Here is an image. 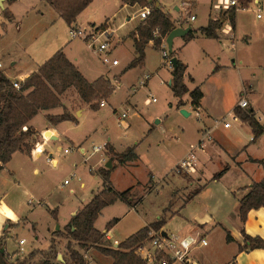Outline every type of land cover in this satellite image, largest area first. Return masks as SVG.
I'll return each instance as SVG.
<instances>
[{"label":"rangeland","instance_id":"obj_1","mask_svg":"<svg viewBox=\"0 0 264 264\" xmlns=\"http://www.w3.org/2000/svg\"><path fill=\"white\" fill-rule=\"evenodd\" d=\"M159 1L176 25L194 28V36L190 40L184 36L176 37L173 51L170 52L168 48V52L187 66L185 81L190 91L199 86L206 91L205 107L210 113L209 122L212 123L224 115L228 119L232 117L229 112L234 111L233 107L237 105L240 98L239 91L244 85L246 87L240 95L246 93L249 98L251 89H255L253 94L255 107L264 121V0H241L242 7L237 17L236 33L229 21L223 27L227 34L224 33L225 36L222 39L209 38L199 30L201 26L207 25L209 14L212 17L219 12V17L223 14V11L217 12L214 8L211 9L209 0H196L188 6L183 3L187 0ZM44 3L46 2L41 0H17L13 6H8V10L16 16L15 24L9 21L10 19L0 7V52L5 55L4 61L10 63L11 56L21 57L24 60L27 54L38 59L54 46L60 45V49L63 48V51L77 63L87 79L94 80L103 74H108L113 80L115 75L120 74V80L116 88L115 83L108 80L113 85L114 91L108 97L106 107L92 109L86 105L80 123L70 125L73 130L71 134L75 140L83 142L82 145L86 149L84 154L77 148L78 144L73 145L68 139L61 138L60 141L53 142L48 147L46 144L45 152L39 160L32 159L30 156L23 158L20 155L13 158L9 164L16 170H19L21 166L25 168L22 165L23 162L28 164L20 173V185L19 180L15 181L14 174L9 172L11 170L9 164L8 171L1 174L0 196L10 198L18 206L19 214L25 216L18 221V224H10V227L14 228L9 232L11 235L7 242L10 253L7 252L11 259H14L12 253L19 250L17 241L21 237L27 240L23 245L25 251H21L24 252L22 258H25L31 250L47 248L48 227L53 223L55 226L65 225L71 217L72 208L83 206L92 199L99 188L102 187L99 193L103 190L105 186L102 184L98 171L100 168H106L104 164L108 163L109 157L106 147L97 152L93 150V145L110 142L119 150L136 146V151L141 157L140 165L134 168L133 173L116 166L112 171L111 179L115 188L120 191L132 186L136 180L142 181L141 185L136 183L135 187H131V196L137 200L152 188L154 181H163L169 172V177L172 179L176 174L183 175L187 180L191 179L192 172H178L175 165L190 150L191 145L185 146L187 140L184 133L192 131L201 121L203 122V117L198 114L201 112L192 108L190 93L183 97V106H187L184 109L190 115L186 116L182 109L178 108V97L174 96L171 86L173 69L164 63L161 49L149 43L146 47L145 63L130 66V62L136 56L130 33L140 20L138 12L144 6L143 3H139L140 7H137L126 3L125 0H92L78 17L81 27H75L82 29L89 26L84 28L87 35V30L91 32L87 36L88 40L83 37L71 38L70 27L65 20L56 15L52 6ZM181 4L183 9L180 7ZM176 6L179 9H175ZM190 13L196 14L195 20L190 21L187 18ZM258 13L261 14L260 17ZM101 26L102 28H97ZM102 33L109 37L112 45L110 50L100 53L98 50L100 40L96 42V47L92 40L97 36L103 42V38L99 36ZM105 54L110 59L109 63L102 60ZM113 59H118L119 64L113 65ZM21 63L11 72L12 77L20 74L18 70L21 68ZM217 64L223 65V68L213 73ZM147 75H150L148 79ZM190 76L195 78V83L189 79ZM153 97L156 101H152ZM65 98L74 110L81 107L79 104L81 101L75 90H71ZM128 98L137 105V109H133L126 103ZM101 101L102 99H97L95 103L99 105ZM125 109H129V116L123 118L120 124L119 118ZM157 120L160 121L156 123ZM220 120L223 121V117ZM41 121L43 116L39 114L35 117V123L38 124ZM239 121L241 119L237 117L233 120V124ZM232 132L233 129L218 130L219 140L223 144L217 146L219 151L210 162L207 173L216 170L218 157L223 154L226 156L227 151L234 146L233 138L249 139L251 134L248 126L240 128L238 135H230ZM47 137L50 136L47 135ZM37 143L33 145V149ZM256 143L253 144L251 151L255 156L263 157L264 132ZM64 148H69L70 152L64 153ZM47 150L51 151L54 157L59 158V166H53L46 159ZM109 154L112 157V153L109 152ZM146 163L149 165H145ZM114 165H116L115 162L112 163V167ZM34 168H38L39 172H35ZM152 174L154 181L150 182L149 178L151 179ZM65 180H68V183L65 184ZM82 182L85 186H81ZM171 190V180L163 181L159 192L148 194L137 210H130L126 202L117 200L103 208L102 214L96 220V227L104 230L107 222L120 218L113 227V240L117 238L124 241L144 225L143 220L156 221L157 216L167 205L165 217L168 216L170 212H173L175 202L177 203V200L181 203L185 202L196 188L191 187V190L180 197H169ZM179 191L182 189L176 190L178 193ZM31 196H34L37 202L31 203L29 200ZM171 198L172 200L169 201ZM52 209H57V220L53 218ZM4 211L12 215L9 208L5 207ZM79 211H76V214ZM32 221L36 223V229ZM190 225L187 219L177 216L167 230L175 234L181 230L180 235H190L187 233L192 231ZM57 231L62 234L53 232L49 236L50 241L54 240L59 253L69 255L67 247L71 238L67 235V226ZM36 234L39 239H36ZM207 238L209 246L198 247L192 254H203L209 262L213 263L218 256L219 248L213 252L211 238L210 236ZM75 243L76 241L72 240V246L84 255L89 264H108V259L114 262L112 256L103 253L94 245L82 247Z\"/></svg>","mask_w":264,"mask_h":264},{"label":"crops","instance_id":"obj_2","mask_svg":"<svg viewBox=\"0 0 264 264\" xmlns=\"http://www.w3.org/2000/svg\"><path fill=\"white\" fill-rule=\"evenodd\" d=\"M16 1L17 0H2V2H0V7L3 10L8 9V6L9 7L13 6L16 3ZM43 1L44 0H41V2H43ZM125 2L128 4H131L132 6H137V7L139 6L140 7L139 3L132 4L130 2H127V0H125ZM209 3L211 6V9L214 8L217 12L218 11H223V12L226 11V10L218 9L216 7L217 0H209ZM240 3L242 5L241 0H240ZM44 4H49V3L46 2ZM157 5L162 7L159 0H158ZM176 7H175V9H176ZM239 10H237L235 25L231 24L235 33L237 30L236 24H237V17H238ZM165 11L168 12L167 10H165ZM10 12L12 13V18H10L9 21H11L12 23L15 24L16 16L14 15V13L12 11H10ZM55 13L57 16L62 18L59 15V13L57 12V10H55ZM219 13H218V15L216 14L214 17H212V15L209 14V20L211 18H218ZM141 20L142 19L137 21V23L135 24L132 31H134L136 29L138 23ZM129 21H130V19H129ZM228 22L229 21H226L225 24ZM89 23H95V22H89ZM225 24H224V26H225ZM68 26L70 27V29L73 27L74 28L78 27V26L81 27L80 24L78 23V18L74 24H72V25L68 24ZM88 27L85 26L84 28H88ZM84 28L82 27V29H84ZM87 32H88V35L85 33L86 35H81L79 37H83L84 39L88 40L89 38L87 36H89L90 35L89 33H91V32L88 30H87ZM69 33H70V30H69ZM218 33H219L220 39H222V37L225 36V34H227L223 28L220 29L218 31ZM71 38H73V37H71ZM75 38H77V37H74L73 39H75ZM230 38H231V35H230ZM233 41H232V43L234 44ZM174 42H175V39H174ZM149 43H152L154 46L153 41H150ZM133 46L135 49V54L137 56L134 39H133ZM61 49L63 50V48H61ZM59 50H60V45H56L53 48H51L48 51V53L44 54L43 56H40L38 59H35L33 57V55H31V54H27L25 56L24 60H22L21 57L15 58L14 56H11L10 63H6L4 61L5 55H4V53L0 52V64H1L0 69L4 72V74L12 82L15 80H20L22 78L26 79L33 72L38 71L40 66L45 61L50 59ZM145 52H146V49H145ZM64 53L66 54V52H64ZM66 56L77 66V68L80 71V73L82 74V76L88 82H94L96 79L99 78L98 77L94 80L87 79L84 76V74L82 73V71L80 70L77 63L71 57H69L67 54H66ZM20 63L22 64L20 70H18V72L20 74L18 76L12 77L11 72ZM144 63H145V61H144ZM8 64H10V65H8ZM222 66L223 65L220 66L219 64H217L215 66V69L213 70V73L217 72V71H221V69L223 68ZM102 77H104L107 80H111L112 83H115V88H116V86L120 80V74L118 76L115 75L113 80H112V77H110L108 74H103ZM189 79H191V80L193 79L192 81L195 83V78L193 76H190ZM244 87H246V86L244 85L243 88L240 89L239 97L241 96L240 92L244 89ZM71 90L76 91L77 97L79 96V99L81 101V103H79L81 105V107L77 110H74L73 108H71L70 103L68 101H66V98H65L66 94H68ZM254 91H255V89L252 88L250 93H249V99H250V107L249 108L254 110L256 118L264 126V121L258 115L256 107H255V100L253 98V94L255 93ZM202 92H203L204 96L201 100L200 105L196 107L192 103L191 104H192V108L196 109L198 112H201L198 114L203 117L202 118L203 122L201 121V123H199V125H197L196 128L193 129L192 131H190L188 133H184L186 136V140H187V142L185 143L186 147H188V145H191V146L196 145L198 142L202 141V147L199 150H197V160L198 161H197L196 170H194L192 173H190L191 179H189V180H187L186 177H184L183 175H179V174H176L172 179L169 177L170 172L168 174H166V176L163 178V181L167 182V180H171V183H172L171 195L169 197L183 196V194L185 192H188L189 190H191V187L192 188L195 187L196 192L193 191L191 196H189L191 198H188L183 203H181L180 200H177V203L175 202V208L173 209V212H170L169 215L166 217H165V210H168L167 209L168 205L163 209L161 214H159L157 216L158 219L163 218L165 220V224L160 229H162L164 231H168L167 227L169 225H171L174 218L177 216H182V218L187 219L188 224H191L190 228L192 231L187 232L188 234H192V233L202 234V235L206 236V238L208 236H210L211 241H212V245H211L212 251L215 252L219 248V252H218L217 258H215L213 263H212V261L209 262L207 257L204 256L203 254L193 253V256L196 259L200 260L203 264H264V249L263 248H254V249L245 248L243 250L240 249V245L244 244L243 229L245 230V232L247 234H249L251 236H260V237L264 238V207L252 208L248 212V215H247L245 222L242 221L241 216H240V201H241V199L251 190V188L253 187V184L255 182H259V181L264 179V156L263 157L255 156L254 153L251 151L253 144L255 145V143L259 139V136L262 135L263 133L260 134L259 136L255 137V132L252 129V127L249 125V123H247L243 120L233 124V120H235L238 117V116H236L234 111L229 112L230 116H232L230 119L226 118L224 115V116H221V118H218V120L210 123L209 122L210 113H209V110H207V108L205 107L206 91L202 90ZM108 97H110V96H108ZM108 97L107 98H104V97L99 98V99H105V104L104 105L99 104V108L100 107H106V105L108 104V102H107ZM60 98H61L64 106L50 108V109H41L37 115L41 114L43 116V121L36 124L35 123V117L37 116L36 115L29 122V125L31 127H33L35 129V131L37 132L35 143H37L38 141H39L38 143H41L43 141V133H47V131H50L51 134L56 137V139H51L50 141H48L46 143L47 144L46 147H48L53 142L60 141L61 138H66L73 145L78 144L77 146L81 147V152L82 151L86 152L85 147H83V145H82L83 142H81L80 140L77 142V140H75V138L71 134V132L73 130L71 129L70 125L79 124L80 118L85 113L86 105H87V107L89 106L90 108H92V103H88V102L84 101L80 97V95H79V93L75 87H71V88L67 89L62 95H60ZM177 99L179 102V98H177ZM178 102H177V105H178ZM93 103H95V101ZM126 103L129 104L130 106H132L133 109H137L136 108L137 105L133 104L131 102L130 98L127 99ZM183 104H184V101H183ZM183 104L178 108L184 109V107L185 108L187 107L186 105L183 106ZM233 108H235V106ZM92 109H94V108H92ZM65 110L69 111L73 116L75 115L74 119L64 120V121H61V122L56 123V124L51 122L50 120H48V115H59V114L64 113ZM188 115H190V113ZM188 115H186V116H188ZM222 117H223V121L220 120V119H222ZM225 122H230V126L225 127V125H224ZM119 123L121 124L122 122L120 121ZM245 126H248V128H249V132L251 133L250 138L244 139V140H237V138H233L232 140H233L234 146H232L230 151H227L226 156H225V154H223L222 156L218 157L219 162L217 164L216 170H214L210 173H207V168H208L210 162L213 161L215 155L217 156V152L219 151L217 149V146L218 145L222 146V144H223L219 140L218 130L222 129V130L227 131V130L233 129V132L230 133V135H238L240 128H244ZM252 137H253V139H251ZM105 147L107 149L109 160L112 159V157H110V154H109L110 147H112L113 149H115L118 152H123L126 150V148L124 150H119L114 145H112L110 142L105 143ZM128 147H133V146H128ZM134 147L136 149V146H134ZM46 154L51 155L52 152L47 150ZM137 154H138V152H137ZM18 155L22 156L23 158L30 156L32 159L34 158L36 160L41 159V157L43 156V154L33 155V154H31V152L17 151L13 154L10 162H8L6 164V166L0 171V176L4 171H8L9 167H7V165L9 163H11L13 158H15ZM46 159H47V156H46ZM140 160H141V157L138 154L137 159H135L134 161L127 162L125 164H120L116 159H114L113 162L116 163V166H118V167L120 166V167H122V169H125V171H127L129 173H133L134 168L136 166L140 165ZM59 162H60L59 158L55 157V159L52 162V165L55 167L59 166ZM23 163L24 164H22V165H24V167H25L24 169H26V166H28V164H27V162H23ZM106 164H104L105 167H106ZM145 165H149V164L146 163ZM9 166L11 168V170L9 172L11 174H14L13 176H15L14 177L15 181L19 180V185H20V183H21L20 173H22V171L24 170L23 166H21L19 168V170H16L10 164H9ZM34 171L39 172V169L34 168ZM219 172H221V175L218 176V178H214V176ZM111 176H112V173H111ZM152 177H153V174L151 175V179L149 178L150 182L154 181V179ZM167 177L170 179H168ZM101 179H102V177H101ZM163 181H154L155 184H152V186H151L152 188L150 190H148L141 198H139L137 200L134 207L128 205L130 210H137V208L141 207L145 197H147L148 194L155 192V191L159 192L160 188L163 186ZM135 182L139 183V185H141L142 181L136 180ZM136 183H134L132 186H129L127 189H129L131 187H135ZM102 184H103V180H102ZM81 186H85V183L82 182ZM111 186L115 190H117L115 188V186L113 185L112 179H111ZM101 188H99L96 191V193H94L93 197L99 193L98 191ZM180 189H182V191H179V193L176 192V190L178 191ZM118 191H120V190H118ZM0 193H1V191H0ZM171 200H172V198L169 201H171ZM89 202H87V203H89ZM86 204H84L83 206L72 208L71 217H70L69 221L65 225L57 224L59 226V229H57V225L55 226V223H53L52 226L48 227L49 233L47 235V238H48L49 242H48L47 248L37 249V250L34 249V250H31V252L39 251V250L49 251L50 247L54 246V249L56 250V253H57V261H56L57 264H66L67 261H69L70 253H69V255H67V253H64V254L59 253V250H57V246L54 244V240L52 239L50 241L49 236H51V234L53 232H56L57 230H60V229L62 230L65 226H68L71 222L72 217L76 214V211L82 209ZM5 207H7L11 210L12 215H9L4 211ZM102 211H103V209H102ZM102 211L100 212V214H102ZM51 212H52L53 218L57 220V209H52ZM55 214H56V216H55ZM22 217H25V216H22L21 214H19L18 206H16L15 203L10 198L5 197V196H0V238L5 242L6 250L9 253H10V251L7 248L8 238H9V235H11L9 232H11L12 229H14L13 226L10 227V224H18V221ZM117 219H118V221L116 222V224L120 221V218H117ZM153 222H155V221L143 220L144 225L141 226V228H143V227H145V226H147ZM32 223L35 224L34 228L36 229L37 228L36 223H34L33 221H32ZM183 223L185 224L184 221H183ZM116 224H114V225H116ZM95 227H96V221H95ZM113 227L107 232V236L114 245L115 244L118 245L123 240H119L117 238H115L113 240V234H112V231L114 229ZM96 228L99 229L98 227H96ZM141 228L135 230V232H133L132 234L136 233ZM99 230H101V229H99ZM101 231L105 232V231H107V229L105 228L104 230H101ZM179 233H181V230L177 231V234H179ZM228 233L231 235V240L227 239ZM21 238H24V237H21ZM36 239H39L38 234H36ZM18 241H17V243L19 245V250H16V252L12 253V257L14 259L19 258L20 260H24L28 255L25 258L21 257L24 252L23 253L20 252V246L21 245L19 244ZM75 244H78L81 246V244H79V242H77V241ZM207 246H209V243ZM207 246H204V247H207ZM24 251H25V248H24ZM43 257H44V255L39 253L35 256L33 261H39ZM110 262L113 264L112 259H108V264H111Z\"/></svg>","mask_w":264,"mask_h":264},{"label":"trees","instance_id":"obj_3","mask_svg":"<svg viewBox=\"0 0 264 264\" xmlns=\"http://www.w3.org/2000/svg\"><path fill=\"white\" fill-rule=\"evenodd\" d=\"M49 3L59 15L70 25L77 21L79 14L86 9L92 0H44ZM132 4L143 3L144 6L151 7V13L142 19L136 29L130 33L134 39L137 56L132 60L130 66L143 65L146 57V46L150 41L154 46L161 49L163 38L176 27L171 15L161 6L158 0H127ZM4 14L9 19L12 13L4 10ZM237 10L230 8L223 12L218 18H211L206 26H201L199 30L209 38H219L218 31L223 28L226 21L232 25L236 23ZM103 26V25H102ZM98 27V28H102ZM158 31L156 35L155 32ZM194 36V28L184 36L190 40ZM171 58L172 55L170 54ZM173 77L171 86L174 96L179 98L178 107L183 104V97L190 93L192 104L199 106L204 96L200 87L191 90L186 84L185 77L187 66L177 58V66L172 68ZM193 80V79H192ZM75 87L80 97L92 103V108L98 109L99 105L93 103L100 97L107 98L114 91L113 85L104 77H99L94 82H88L80 73L77 66L60 49L50 59L45 61L38 71L33 72L21 82V87L16 88L13 82L0 69V171L12 159L17 151L31 152L36 141L37 132L29 125V122L38 114L41 109H50L64 106L60 95L67 89ZM235 114L243 121L249 123L255 132V137L264 132V126L258 121L254 110L251 108H234ZM74 116L67 110L59 115H48V120L59 123L64 120H72ZM112 158L120 164H125L137 159L138 154L135 147H128L123 152H117L110 147ZM116 168H100L104 188L96 194L89 203L74 215L67 226V235L71 238L68 244L70 253L69 261L66 264H89L84 255L72 246V240L79 242L82 247L94 245L100 248L103 253L114 258L113 264H142L135 250L139 244L148 241L152 229H160L165 220L160 218L155 222L141 228L136 233L130 235L124 241L115 246L107 236V232L116 224L117 218L107 223V231L103 232L95 227L102 209L116 200H122L129 206L134 207L137 200L131 196V189L118 191L111 186V173ZM221 172L214 178H218ZM196 192V191H195ZM133 195V194H132ZM191 198V197H190ZM264 207V179L255 182L251 190L240 201V216L243 222L246 221L248 212L252 208ZM56 216V214H55ZM59 234H62L56 231ZM244 244L240 249L263 248L264 238L251 236L243 229ZM227 239L231 240L228 233ZM44 257L39 261H33L37 254ZM57 253L54 246L49 251H33L24 260L11 259L8 254L5 242L0 239V264H57Z\"/></svg>","mask_w":264,"mask_h":264},{"label":"built area","instance_id":"obj_4","mask_svg":"<svg viewBox=\"0 0 264 264\" xmlns=\"http://www.w3.org/2000/svg\"><path fill=\"white\" fill-rule=\"evenodd\" d=\"M193 1L196 0H187L183 3L188 5H192ZM181 9H183L181 4ZM216 7L221 10H228L230 8H235L236 10H239L241 8L240 0H217ZM179 9V7H178ZM151 13V7L150 6H143L142 9L138 12V17L140 19L146 18ZM261 14L258 13V17H260ZM196 14L190 13L188 14L187 18H189L190 21L196 19ZM178 22V21H177ZM180 23V22H178ZM176 24V23H175ZM181 25H176V27H180ZM155 34H158V31L155 32ZM81 35H85V29L80 28H71L70 29V36L71 37H79ZM103 38V42L100 39V37L95 36L92 40L94 47H96V42H99V52L103 53L105 50L111 49V43L109 42V37L106 36L105 33L99 34ZM162 54L164 58V63L168 64L173 68L172 62H171V56L168 52V44L166 42V37L163 38L162 42ZM102 60L105 63H109L110 59L107 54L104 55ZM119 63L118 59H113L112 64L117 65ZM1 67V64H0ZM150 77V75H147V79ZM25 80V78H22L20 80L13 81V85L16 88L21 87V82ZM152 101H156V98L153 97ZM101 105L105 104V100L102 99L100 102ZM237 107L241 109H248L250 107V100L247 97L246 93H243V95L240 96L237 102ZM129 116V109H125L121 113V117L119 118V121H122L123 118H126ZM225 127L230 126V122H225ZM51 138L47 137L45 133H43V142L37 143L35 148L33 149L32 154L33 155H41L45 152L44 146L48 141H50ZM105 147V143L102 145H93L94 151H100ZM202 147V141L198 142L196 145H192L190 147L189 153L182 157L179 162L175 165L178 172L181 171H187V172H193L196 170L197 167V150ZM62 149L61 147H59ZM77 148L81 151V147L77 146ZM64 153H69V148H64ZM84 154L85 152L82 151ZM47 159L49 162H53L55 157L53 154L48 155ZM64 183H68V180H65ZM30 202H37L36 198L34 196L30 197ZM26 238H20L19 244L20 246V252L24 251L23 245L26 243ZM209 243L206 236L202 234L197 235H179L175 234L173 232L164 231L162 229H152L151 230V236L148 241H145L138 245L135 252L138 255L139 259L141 260L142 264H174V263H182V264H203L200 260L196 259L192 252L194 249L198 247H204L207 246Z\"/></svg>","mask_w":264,"mask_h":264},{"label":"water","instance_id":"obj_5","mask_svg":"<svg viewBox=\"0 0 264 264\" xmlns=\"http://www.w3.org/2000/svg\"><path fill=\"white\" fill-rule=\"evenodd\" d=\"M0 2H2V0H0ZM176 9H178V6L176 7ZM191 29V26L188 27H175L166 37V42L168 44V48L170 50V52L173 51V45H174V39L176 37H181V36H185ZM171 62L173 67L175 68L177 66V58L176 57H172L171 58ZM182 112L185 115H188L189 113L185 110L182 109ZM157 123L159 122V120L156 121ZM45 135H49L51 139H56V137L54 135L51 134L50 131H47V133H45ZM107 168H111L112 167V159L108 161V163L106 164ZM57 229H59V226L57 225ZM115 246H117V244H115Z\"/></svg>","mask_w":264,"mask_h":264}]
</instances>
